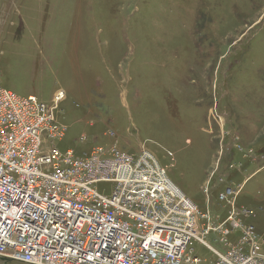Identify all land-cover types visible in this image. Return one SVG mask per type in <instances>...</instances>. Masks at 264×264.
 I'll return each instance as SVG.
<instances>
[{
    "label": "rangeland",
    "instance_id": "rangeland-1",
    "mask_svg": "<svg viewBox=\"0 0 264 264\" xmlns=\"http://www.w3.org/2000/svg\"><path fill=\"white\" fill-rule=\"evenodd\" d=\"M0 87L63 91L56 147L150 150L214 226L253 225L264 256V0H0ZM232 232L207 242L237 249Z\"/></svg>",
    "mask_w": 264,
    "mask_h": 264
},
{
    "label": "built area",
    "instance_id": "built-area-1",
    "mask_svg": "<svg viewBox=\"0 0 264 264\" xmlns=\"http://www.w3.org/2000/svg\"><path fill=\"white\" fill-rule=\"evenodd\" d=\"M65 99L58 91L45 104L0 87V261L206 264L198 243L216 257L210 264H264L253 225L232 215L214 226L150 150L107 159L103 149L80 157L56 147L66 136L56 116ZM103 183L115 185L110 195L97 189ZM222 228L224 236L242 230L239 248L221 252L207 242Z\"/></svg>",
    "mask_w": 264,
    "mask_h": 264
},
{
    "label": "flooded vegetation",
    "instance_id": "flooded-vegetation-1",
    "mask_svg": "<svg viewBox=\"0 0 264 264\" xmlns=\"http://www.w3.org/2000/svg\"><path fill=\"white\" fill-rule=\"evenodd\" d=\"M0 264H5L4 262H0ZM7 264V263H6ZM9 264V263H8Z\"/></svg>",
    "mask_w": 264,
    "mask_h": 264
}]
</instances>
